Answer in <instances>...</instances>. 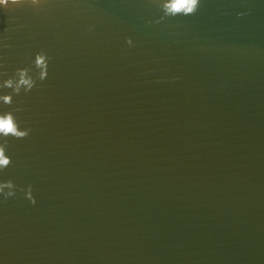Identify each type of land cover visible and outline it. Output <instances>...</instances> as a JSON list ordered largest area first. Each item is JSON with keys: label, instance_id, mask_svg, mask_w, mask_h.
Masks as SVG:
<instances>
[{"label": "water", "instance_id": "obj_1", "mask_svg": "<svg viewBox=\"0 0 264 264\" xmlns=\"http://www.w3.org/2000/svg\"><path fill=\"white\" fill-rule=\"evenodd\" d=\"M162 16L155 0L0 12V73L45 77L0 102L29 129L6 137L2 264H264V2Z\"/></svg>", "mask_w": 264, "mask_h": 264}, {"label": "clouds", "instance_id": "obj_2", "mask_svg": "<svg viewBox=\"0 0 264 264\" xmlns=\"http://www.w3.org/2000/svg\"><path fill=\"white\" fill-rule=\"evenodd\" d=\"M156 4L163 13V17H174L178 13L182 16H188L196 12L198 7L201 5V0H155ZM264 2V0H262ZM46 0H0V12L11 13L16 9L23 7H31L33 9H39L44 6ZM244 13H237V15H243ZM125 43L129 46L132 45L130 38L125 39ZM6 46V45H5ZM50 57L43 50L35 52L31 59V64L36 65L39 61V67L44 68L48 65ZM29 71L28 68L18 67L13 70L11 75L0 73V102L4 104L12 103V96L19 95L21 92L27 93L32 90L37 81L45 80L43 74L28 77L26 73ZM14 81H16L14 83ZM11 87L12 93H6L3 90ZM29 134V129H21L16 123L15 119L10 113H4L0 115V171L10 164V158L4 153L6 151V137L9 135L14 138H23ZM19 189L11 181L0 178V199H8L14 197ZM23 195L30 203H35V199L32 195L31 186H27L23 190ZM2 264V261H0Z\"/></svg>", "mask_w": 264, "mask_h": 264}]
</instances>
